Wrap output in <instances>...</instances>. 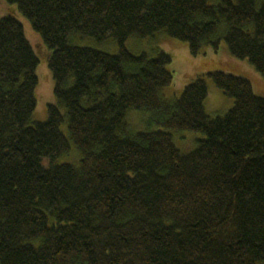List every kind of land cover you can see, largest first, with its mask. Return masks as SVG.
I'll use <instances>...</instances> for the list:
<instances>
[{
    "label": "trees",
    "instance_id": "16d2710c",
    "mask_svg": "<svg viewBox=\"0 0 264 264\" xmlns=\"http://www.w3.org/2000/svg\"><path fill=\"white\" fill-rule=\"evenodd\" d=\"M7 1L53 51L57 104L31 124L39 59L21 23L0 17V264L264 263V97L246 77L209 72L234 101L211 116L206 75L170 101L171 56L125 47L161 31L194 56L225 42L264 77V0ZM132 110L161 129L134 131ZM181 131L206 138L182 153ZM72 143L78 164L44 166Z\"/></svg>",
    "mask_w": 264,
    "mask_h": 264
},
{
    "label": "rangeland",
    "instance_id": "374dc122",
    "mask_svg": "<svg viewBox=\"0 0 264 264\" xmlns=\"http://www.w3.org/2000/svg\"><path fill=\"white\" fill-rule=\"evenodd\" d=\"M214 1L217 2L218 0ZM8 16L15 18L21 23L25 36L39 59L36 71L38 76L36 88L37 107L32 116L31 124L46 121L48 118V105L57 104L54 95L53 73L49 66L53 51L45 44L42 36L34 30L31 22L22 15L16 4L9 3L7 0H0V17ZM72 41L80 46L95 48L110 54H116L119 51L117 41L112 38L100 41L92 37H75ZM223 46L225 48L222 49ZM223 46L214 52L212 49H206L213 53L209 52L194 56L191 54L187 43L170 37L165 31L146 38L131 36L125 42L126 49L135 55L147 53L149 56L155 57L162 51L171 56L172 63L169 68L173 72L174 79L172 85L164 91L165 98L170 101L177 99L185 86L193 82L197 77L206 75L209 87L206 109L211 116L225 115L232 108L234 101L227 97L215 85L213 80L207 76L209 72L223 71L246 77L252 82L254 93L257 96L264 97V77L257 72L248 60L239 59L231 55L225 42H223ZM61 110L66 115V109L61 107ZM128 118L132 129L136 132L161 129L151 121L149 113L132 110ZM62 131L69 137L67 123L62 125ZM205 138L206 135L200 132H174L175 144L182 153L191 152L197 147L199 141ZM80 159L81 153L72 143L68 153L59 156L54 161L50 158H45L43 164L46 167L52 162L55 164H78Z\"/></svg>",
    "mask_w": 264,
    "mask_h": 264
},
{
    "label": "crops",
    "instance_id": "0c3cea01",
    "mask_svg": "<svg viewBox=\"0 0 264 264\" xmlns=\"http://www.w3.org/2000/svg\"><path fill=\"white\" fill-rule=\"evenodd\" d=\"M209 52H212V51H210V50H206V53H209ZM213 53V52H212Z\"/></svg>",
    "mask_w": 264,
    "mask_h": 264
}]
</instances>
